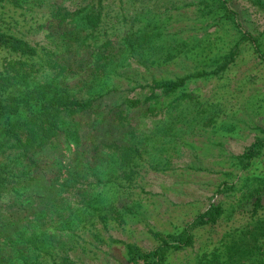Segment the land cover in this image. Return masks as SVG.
I'll return each mask as SVG.
<instances>
[{
	"label": "trees",
	"instance_id": "trees-1",
	"mask_svg": "<svg viewBox=\"0 0 264 264\" xmlns=\"http://www.w3.org/2000/svg\"><path fill=\"white\" fill-rule=\"evenodd\" d=\"M72 1L73 6L48 5L38 27L45 43L12 30L0 17V247L35 253L24 260L18 256L20 264H40V253L53 245L54 235L62 243L66 239L70 250V241L75 243L71 251L76 253V239L83 238L89 227L96 230L100 223L106 230L108 218L118 213L120 186L124 181L133 184L138 162L146 155H162L160 148H174L176 136L186 131L177 125L189 124L191 130L202 116L193 115L199 105L193 94L165 109L153 107L158 91L169 96L186 90L193 76L138 83V88L128 91L140 88L137 96H128L123 105L104 106L107 97L119 90L120 72L129 73L124 68L131 59L141 58L149 66L153 51L162 46L167 51L158 65L175 58L173 51L177 57L181 44L174 48L179 41L175 32L158 27L172 20L174 9L190 5L188 0ZM230 1H219L224 12L220 18L231 21L241 39L214 64L212 73L218 76L234 65L244 43L264 63L259 38L244 30ZM12 3L20 9L25 4ZM262 132L235 157V167L255 171L252 176L224 183L218 190L239 195V209L233 214L249 215L245 225L228 232L236 238L224 237L227 253L260 256L258 264H264ZM223 216L222 204L212 203L179 232H156L158 244L152 249L123 243L122 264H169L172 253L194 246L196 230L218 225ZM98 231L102 229L93 234L97 238ZM248 237L259 244H250ZM203 257L199 264H238L219 250ZM58 259L60 264H79L61 253L54 259L56 264Z\"/></svg>",
	"mask_w": 264,
	"mask_h": 264
},
{
	"label": "rangeland",
	"instance_id": "rangeland-1",
	"mask_svg": "<svg viewBox=\"0 0 264 264\" xmlns=\"http://www.w3.org/2000/svg\"><path fill=\"white\" fill-rule=\"evenodd\" d=\"M219 1L188 0L190 5L185 4L180 10L174 9V17L167 22L168 25L158 28L175 32L179 41L174 42V48L181 44L177 57L173 51L175 58L158 65L157 62L167 51L162 46L165 49L158 47L153 51L149 66L143 65L141 58L131 59L130 66L124 68L129 73L120 72L119 90L104 102L106 109L123 105L128 96L133 98L141 91L139 88L128 92L138 88V83L193 76L186 90L169 96L158 91L159 97L152 102L153 107L159 110L181 97L193 94L199 102L193 115H202L198 122L191 130L189 124H178L177 128L186 131L176 136L174 148L167 151L160 148L164 151L162 155H146L144 160L138 162L133 184L130 186L124 181L120 186V196L116 202L118 213L108 218L106 230L98 223L97 229H102L98 231L99 238L93 235L97 229L89 227L83 238L76 239L74 253L71 250L75 243L69 240L72 244L70 250L71 245H66V239L62 243L60 237L54 235L51 240L53 245L40 253L43 257L39 260L40 264H56L54 259L60 253L63 257L69 255L77 259L79 264H122L126 260L123 243H135L152 249L158 244L154 236L156 232H179L212 203L222 204L223 219L218 225L196 230L194 246L172 253L169 264H199L198 260H204V254H211L215 250L231 256L238 264H258L262 258L260 256L227 253L229 244L225 238H236L227 235L228 232L245 225L249 215L233 214L235 208L239 209V195L219 194L218 190L224 183L240 182L255 172H243L236 168L235 157L263 136L264 63L244 43L236 62L225 74L218 76L212 73L216 69L214 64L220 62L222 55L227 54L241 39L234 24L220 18L224 12L220 10ZM12 2L14 0L0 3L4 6H0L2 22L14 31L22 30L34 42L43 43L44 33L39 32L38 27L48 5L73 4L72 0H20L25 3L20 9L15 8ZM229 6L239 14L244 30L259 38L264 50V0H231ZM214 13L219 16L216 21L213 19ZM153 31L156 32L154 28ZM248 242L258 243L254 238ZM33 254L26 249L16 253L13 246H2L0 263L20 264L18 256L23 255L24 260Z\"/></svg>",
	"mask_w": 264,
	"mask_h": 264
}]
</instances>
